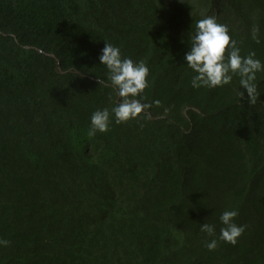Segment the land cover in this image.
<instances>
[{
    "label": "trees",
    "instance_id": "1",
    "mask_svg": "<svg viewBox=\"0 0 264 264\" xmlns=\"http://www.w3.org/2000/svg\"><path fill=\"white\" fill-rule=\"evenodd\" d=\"M206 16L264 61V0H0V264H264V72L255 104L193 88ZM105 42L147 64L149 107L92 135L121 100ZM231 209L245 232L209 251Z\"/></svg>",
    "mask_w": 264,
    "mask_h": 264
},
{
    "label": "clouds",
    "instance_id": "2",
    "mask_svg": "<svg viewBox=\"0 0 264 264\" xmlns=\"http://www.w3.org/2000/svg\"><path fill=\"white\" fill-rule=\"evenodd\" d=\"M259 42V41H257ZM184 62L193 73V88H216L229 85L234 77H239L240 87L244 90L238 95L241 99L247 94L250 104H255L258 97L257 73L264 72V61L256 58L255 52L241 55L237 41L229 34L227 25L218 23L215 16H206L195 24V33L191 44L184 54ZM101 65L107 69V80H99V84H110L121 98L111 108L97 109L90 118V134L97 131L105 133L109 130L113 117L116 123L128 122L137 118L149 105L143 103L144 90L149 86V67L144 61H135L124 57L121 48L105 42L99 55ZM239 212L236 209L221 213L219 236L214 224L203 223L200 230L210 240L205 241L209 251L218 247L219 241L235 245L245 232L246 225L235 222ZM8 240L0 239V246H7Z\"/></svg>",
    "mask_w": 264,
    "mask_h": 264
}]
</instances>
